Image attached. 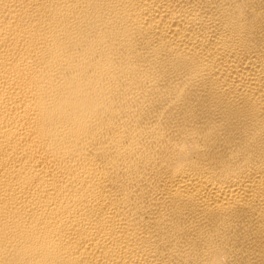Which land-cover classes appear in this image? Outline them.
I'll use <instances>...</instances> for the list:
<instances>
[{"label": "bare ground", "instance_id": "1", "mask_svg": "<svg viewBox=\"0 0 264 264\" xmlns=\"http://www.w3.org/2000/svg\"><path fill=\"white\" fill-rule=\"evenodd\" d=\"M0 264H264V0H0Z\"/></svg>", "mask_w": 264, "mask_h": 264}]
</instances>
